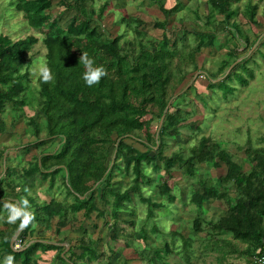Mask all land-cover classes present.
I'll return each instance as SVG.
<instances>
[{"label":"trees","instance_id":"16d2710c","mask_svg":"<svg viewBox=\"0 0 264 264\" xmlns=\"http://www.w3.org/2000/svg\"><path fill=\"white\" fill-rule=\"evenodd\" d=\"M177 1L168 10L157 0L165 16V21L155 22L156 29L163 30L159 39L149 35L143 19L129 15L122 18V23L130 36L126 30L108 37L96 19L97 10L104 11L108 6L104 2L97 7L100 0H63L66 9L74 12L66 29L59 25L60 16L50 10L52 0H19L17 9L28 26L42 36L47 51L46 66L54 79L43 83L37 78L36 85L31 82L28 54L39 42L38 36L14 41L0 34V137L7 131L8 118L16 124L27 117L26 107L41 113L34 127L27 128L28 143H0V255L13 256L14 264H39V252L57 248L49 243L53 238H48L49 234H55L60 243L70 246L68 251L66 247L60 250L59 258L70 264H94L105 257L98 250L99 242L87 235L71 241L63 230L77 222L81 212L86 219L94 213L99 218L109 214L110 226L115 228L122 214L138 216L134 198L147 207V220L141 221L133 238L146 241L147 221L156 218L157 210L169 208L176 199L169 186L174 173L196 179L200 175L199 165L204 164L226 167L224 176L212 177L208 172L199 177L201 190L190 195L191 203L198 207L192 220L193 229L204 235L200 242L204 250L217 253L216 259L221 264H234L228 263L232 258L252 264L264 253V147H254L250 142L239 145L238 151L244 153L241 159L204 136L197 144L189 148L178 145L167 155L169 141L189 128L194 117L191 102L179 104L170 113L176 98L187 97L189 87L178 91L189 75L200 72L206 75L209 88L231 92L234 88L227 83L234 78L243 86L249 84L238 69L243 68L250 78L254 77V71L245 66L247 63L239 61L237 46L223 44L227 52L213 73L200 67L197 58L204 49L214 47L221 35L239 40L248 48L251 39L240 17L255 27L259 6L252 0L243 8L242 0H208L204 19L195 11L196 24L202 19L204 25H198L194 32L186 31L178 39L179 25L170 28L171 36L166 30L168 18L177 17L183 10L181 0ZM189 33L194 37L193 43L188 39ZM83 52L95 61V66H103L108 73L92 87L82 79L85 68L79 61ZM227 69L231 70L224 78L213 81L225 75ZM163 117L162 126L153 130V119L161 123ZM128 140L142 145L145 151ZM9 150L17 151L16 159L7 153ZM21 160L24 164L20 166ZM247 163L249 170L245 169ZM148 169L156 174L158 185L146 197L144 188L156 182ZM116 174L128 179L125 189H114ZM36 180L40 188L48 184L45 190L50 195L62 193L64 200L44 201L32 188ZM97 191L101 192L99 198ZM69 197L72 201H68ZM22 199L28 200L27 211L34 219L19 234L24 247L14 250L12 240L21 220L9 223L4 204ZM207 202L226 204L228 214L207 218L203 213ZM127 224L137 226L131 220ZM158 230L156 226L152 228L154 234ZM170 232V241L162 249H155V257L165 262L172 256L183 264H194L196 240L178 231ZM120 233L127 231L121 228Z\"/></svg>","mask_w":264,"mask_h":264},{"label":"rangeland","instance_id":"374dc122","mask_svg":"<svg viewBox=\"0 0 264 264\" xmlns=\"http://www.w3.org/2000/svg\"><path fill=\"white\" fill-rule=\"evenodd\" d=\"M164 4L166 9L174 7L177 0H160ZM207 1L208 0H181L182 12L177 17H170L167 20V32L170 35V28L177 24L180 29L177 31L176 37L181 38L186 31L194 32L197 30L198 25L203 26L204 23L198 22L196 24V13L198 10L199 17L205 18L207 15ZM249 0H242L240 7L243 8L244 4ZM259 6L257 20L259 25L252 27L246 24V20L240 17L242 23L246 26L248 34L251 39V44L245 49L246 45L242 44L239 40L232 39L230 37L225 38L221 35L216 40V45L204 49L201 55H198L197 61L200 67H204L210 70L212 73L216 72L223 56L227 52V47L223 44H229L231 46L239 47V61H243L247 64L248 68L254 71V77L250 78L247 74V70L238 69L237 71L244 77L249 79V84L243 86L240 84L237 78L229 81L227 84L233 87L232 92L230 90L224 91L221 88H209L208 79L206 75L202 76L200 72L191 74L187 77L184 84L178 91V93L185 89L190 88L184 97L176 98L173 101L170 113H173L176 106L179 104L188 105L190 102L191 109L194 112V117L189 121V128L182 130L181 134L175 139L169 141L167 155L178 149V145H183L187 148L194 144H197L199 140L204 137H211L213 141L220 144L221 147L230 152L231 155H235L241 159H244V153L239 152L237 147L246 143H251L254 147H264V0H252ZM107 2L104 11L97 10L96 19H98L99 25L102 27L108 37L113 38L119 34L125 33L126 26L122 23V18L129 16H137L146 22L145 28L149 35L158 37L163 36V30L156 29L155 22L165 21V16L161 12L157 0H100L97 3V7L101 3ZM19 0H0V34L10 37L16 41L23 39L29 35L38 36L39 42L35 45L33 50L28 54L30 61L29 72L33 65H46V47L42 42V36L35 29H31L22 12L17 9ZM53 13L60 16L59 25L66 29L70 21V18L74 15L73 11H68L63 3V0H52ZM183 18V21L180 18ZM176 26V25H175ZM130 36L131 32L128 31ZM188 39L193 43L194 37L189 33ZM234 65H232L231 69ZM230 69V70H231ZM226 70L225 75L222 74L218 78H212L213 81H220L230 72ZM38 78V77H37ZM31 75V82L36 85V79ZM185 90V91H186ZM27 117L21 118L16 124H13L11 119H7V131L0 137V143H6L13 145L15 142L28 143L27 128L34 127L35 123L39 121L41 113L39 111H33L31 108L26 107ZM33 116L32 118H30ZM34 121V122H33ZM153 130H156L160 126V121L156 118L153 119ZM128 143L139 148L141 151H145V148L128 140ZM9 155H12L16 159L15 150L7 151ZM33 151L32 154H34ZM153 155V154H152ZM151 155V156H152ZM31 155L28 156L30 158ZM16 163V161H15ZM24 161L21 160L18 165H23ZM199 176L196 179H186L179 172H175L173 179L170 180L169 186L173 189V194L176 195V199L172 202L169 208L156 211V218L148 220L145 227L148 231L147 240H136L133 238V234L136 230H139L141 224L147 220L146 212L147 207L142 205L138 199L134 198L137 202L135 206L137 211V217L125 216L122 214L120 222L114 228L110 226L111 217L108 214L107 217H103L99 220L96 217V213L92 217L82 222L87 227L89 238L93 237L98 241V250H103L104 259L96 260V264H183L176 259L168 257L161 262L160 259L154 255L155 249H162L165 242H169L171 239L170 231L176 230L180 232L184 237H192L196 240V257L194 258V264H221L217 257V253L208 252L204 250L203 244H200L203 239V235L197 234L192 225V220L197 216L198 207L191 203L190 195L196 191L201 190L199 187V177H203L209 172L212 177H221L226 174V167L221 164L219 167H215L213 164L199 165ZM245 169L249 170L248 163L245 165ZM2 166L0 165V173ZM149 174H152L156 178V174L153 170L148 169ZM163 175V171L161 172ZM114 179V189H125L129 181L127 178H121L116 174ZM158 177V176H157ZM39 179V177H37ZM47 183H44L43 188H40L38 181L32 184V188L44 201H51L52 199L64 200L62 193L49 194L45 190ZM158 181L154 186L145 187L144 195L146 197L151 196L153 193L151 190H156ZM60 186L59 180L56 182V188ZM101 192L97 191L98 198ZM179 195V196H178ZM99 200V199H98ZM68 201H72V197L68 198ZM184 201V202H183ZM185 203V204H184ZM207 202L203 206V213L207 218H219L226 216L229 212L228 206L224 203ZM101 207H104L103 203H100ZM109 211V207H107ZM106 209V210H107ZM136 222V227H132L127 224L129 221ZM95 224V225H94ZM99 226L98 232L96 226ZM156 226L159 230L156 234L152 232V228ZM123 228L127 231L126 234H121L120 229ZM36 229H39L38 227ZM114 236L116 239H114ZM180 243V241H179ZM108 261V262H107ZM106 262V263H105ZM228 263H233V258L228 260Z\"/></svg>","mask_w":264,"mask_h":264},{"label":"clouds","instance_id":"9594fccd","mask_svg":"<svg viewBox=\"0 0 264 264\" xmlns=\"http://www.w3.org/2000/svg\"><path fill=\"white\" fill-rule=\"evenodd\" d=\"M31 56V53H29ZM79 63L84 65L85 71L82 79L88 87H92L101 82V80L107 76V70L103 66H95V61L89 58L86 52H83L80 57ZM31 75L34 78H40L43 83H51L54 79L52 71L46 65H33L31 69ZM4 208L8 211V222L15 223L17 220H21L20 228L23 229L29 225L34 216L27 211L29 208V202L26 199H22L16 203H5ZM2 219V217H0ZM4 264H14L13 256H6Z\"/></svg>","mask_w":264,"mask_h":264},{"label":"crops","instance_id":"0c3cea01","mask_svg":"<svg viewBox=\"0 0 264 264\" xmlns=\"http://www.w3.org/2000/svg\"><path fill=\"white\" fill-rule=\"evenodd\" d=\"M258 25H259V21H258ZM175 197H176V195H175ZM214 203H212V204H214ZM78 217H79V220L77 222H75L74 224H70L69 226H67L63 230V231H66L67 232V239L68 240H71V241H74L75 240V242H76V239L77 238H80V237H82L84 235H87V236L88 235H91V234L88 233V230H87V227H85V224L82 223L85 220V217L83 216V213L82 212L79 213L78 214ZM96 217H97V213H96ZM100 219H102V218H99V220ZM92 220H94L93 217H92ZM95 228H97L96 231L98 232L99 226L97 225ZM171 231H176V230H171ZM48 238L49 239H52L53 238V241L52 242H49V243L55 245L57 248L56 249H53V250H49L47 252H39L40 257H41V260H40L39 264H70L66 260H62L61 258H59L60 250H62L63 247H66V251H68L70 249V246L68 244H66V243H60L59 242L61 240L60 237L55 236V234H52V235L49 234L48 235ZM99 251L101 253L102 252L103 253L105 252L103 250H99ZM75 252L76 253H80L79 250H75ZM70 255L71 254H69L68 256H70ZM6 256H8L6 253H3V254L0 255V263L1 264H4V259H5ZM63 256H64V254H62V257ZM173 258H175V257H173ZM233 263L234 264H247V261L244 260V259H236V258H233ZM16 264H20V263L18 262Z\"/></svg>","mask_w":264,"mask_h":264},{"label":"built area","instance_id":"2783aa9c","mask_svg":"<svg viewBox=\"0 0 264 264\" xmlns=\"http://www.w3.org/2000/svg\"><path fill=\"white\" fill-rule=\"evenodd\" d=\"M22 239L18 235L17 238L14 240L13 248L14 250H21L23 246ZM252 264H264V254H262L260 257L256 258Z\"/></svg>","mask_w":264,"mask_h":264},{"label":"water","instance_id":"95a60500","mask_svg":"<svg viewBox=\"0 0 264 264\" xmlns=\"http://www.w3.org/2000/svg\"><path fill=\"white\" fill-rule=\"evenodd\" d=\"M229 70H230V69H229ZM163 120H164V117H163L162 120H161L160 126H162ZM21 231H22V229L20 228L19 231H18V233L16 234V236L13 238V240H12V246H13L14 240H15V239L17 238V236L21 233ZM260 253H261V250L258 251V254H260ZM263 254H264V253H263Z\"/></svg>","mask_w":264,"mask_h":264}]
</instances>
